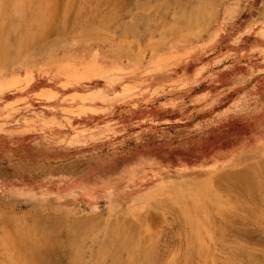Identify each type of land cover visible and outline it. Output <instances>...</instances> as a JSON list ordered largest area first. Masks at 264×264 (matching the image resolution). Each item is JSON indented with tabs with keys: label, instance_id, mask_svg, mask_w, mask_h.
Listing matches in <instances>:
<instances>
[{
	"label": "rangeland",
	"instance_id": "obj_1",
	"mask_svg": "<svg viewBox=\"0 0 264 264\" xmlns=\"http://www.w3.org/2000/svg\"><path fill=\"white\" fill-rule=\"evenodd\" d=\"M203 1L0 0V264H264V0Z\"/></svg>",
	"mask_w": 264,
	"mask_h": 264
},
{
	"label": "bare ground",
	"instance_id": "obj_2",
	"mask_svg": "<svg viewBox=\"0 0 264 264\" xmlns=\"http://www.w3.org/2000/svg\"><path fill=\"white\" fill-rule=\"evenodd\" d=\"M7 1L9 2L10 0H7ZM12 1H13V2L15 1V2L13 3ZM19 1H21V0H19ZM19 1H18V4H19ZM202 1H203V0H202ZM206 1H207V0H206ZM11 2H12V3H10V4H12V5L15 4V3L17 4V0H11ZM203 2H204V1H203ZM207 2H208V1H207ZM199 3H200V2H199ZM16 4H15V6L13 5V8H14L15 10H16V9L18 10L20 7H19V8H15V7H17ZM18 4H17V5H18ZM172 4H173V3H172ZM175 4H176L177 6H176V7H173V8H175V12H174V13H176L177 16H173V17H175V20H174V19H173V20H174L175 25H176V26H179V27H178V30L187 29V28H190V27L194 26V24H196L197 22H199V19L202 21L203 18L201 19V17H202V16H201V15H202V12H201L202 9H201V8L196 7V6L191 8V7H189V6H186V4H188L187 2H186V4H185V2H183V1L180 2V3H175ZM175 4H173V6H175ZM191 4H192V3H191ZM20 5H21V4H20ZM204 5H205V4H204ZM7 6H8V5H7ZM18 6H19V5H18ZM41 6H42V4H41ZM167 6H168V5H167ZM205 6H206V5H205ZM164 7H165V5H164ZM164 7H163V9H164ZM168 7H169V6H168ZM8 8H9V7H8ZM11 8H12V6H11ZM165 8H166V7H165ZM171 8H172V6H171ZM19 10H21V8H20ZM23 10H24V9H23ZM23 10H21V11H23ZM144 10H145V8H144ZM13 11H14V10H13ZM145 11H146V10H145ZM6 12H7V11H6ZM11 12H12V11H11ZM203 12H204V11H203ZM8 13H9V12H8ZM14 13H15V12H14ZM3 15H5V14H3ZM7 15H8V14L5 15V18H6ZM11 15H12V14H11ZM11 15L9 14L10 17H12ZM9 16H8V17H9ZM3 18H4V17H3ZM0 20H1V23H3V22H2V19H0ZM35 20H36V19H35ZM34 22H35V21H34ZM174 23H173V24H174ZM13 24H14V23H13ZM13 24H12V26H11L10 29H12ZM1 25L4 26V23L1 24ZM17 25H19V24L17 23ZM17 25L15 24L14 26H16L17 28H19V26H17ZM170 26H171V25H170ZM0 27H1V26H0ZM16 27H14V29H15ZM4 30H5V29L1 30V33H2V34H4V33H3ZM17 30H18V29H17ZM11 31H14V30L12 29ZM6 32H7V31H6ZM9 32H10V30H9ZM16 32H17V31H16ZM165 32H166V31H165ZM178 32H179V31H178ZM11 33H12V32H11ZM13 33H14V32H13ZM6 35H7V33H6ZM9 35H11V34L9 33ZM9 35H8V37H10ZM12 36H13V34H12ZM18 36H19V39H23V38L27 37V35H26L25 33H22V32H19V33H18ZM18 36H17V37H18ZM6 37H7V36H6ZM6 37H5V38H6ZM8 37H7V39H8ZM5 38H4V39H5ZM10 38H11V37H10ZM15 38H16V37H15ZM13 39H14V38H13ZM13 39H12V40H13ZM12 40H11V41H12ZM8 41H10V40H8ZM8 41H7L6 39H5V41H4V46H5V49H6V50H7V45H8V43H9V45H12V43H10V42H8ZM17 41H18V39H17ZM22 42H23V40H21L20 42L18 41V44H19V43H22ZM20 45H21V44H20ZM22 45H23V44H22ZM16 46H17V45H16ZM9 48H10V46H9ZM9 48H8V49H9ZM10 49H11V48H10ZM12 49H13V47H12ZM15 49H17V48H15ZM6 50H5V53H3V54H1V51H0V62L8 63L9 60H11V59H10L11 57H10V58L8 57V51L6 52ZM14 52H15V51H14ZM16 52H17V50H16ZM10 54H11V53H10ZM14 54H15V53H14ZM15 55H16V54H15ZM3 56H4V57H3ZM11 56H12V55H11ZM8 59H9V60H8ZM69 220H71V219H69ZM80 220H81V219H80ZM128 220H129V219H128ZM59 221H60V220H59ZM88 221H89V220H88ZM93 221H95V220H93ZM74 222H75V221H74ZM83 222H84V221H83ZM86 222H87V220H85L84 223H86ZM114 222H115V221H114ZM63 223H65V222H63ZM69 224L71 225L70 222H69ZM86 224H87V223H86ZM90 224H91V223H90ZM48 225H50V224H48ZM48 225H47V226H48ZM70 225H69V227H70ZM72 225H73V224H72ZM74 225H75V224H74ZM74 225L71 226V229L74 228ZM87 225H88V224H87ZM111 225H112V224H111ZM80 226H81V225H80ZM50 227H51V226H50ZM55 227H56V226H55ZM64 227H65V226H64ZM81 227H82V226H81ZM89 227H90V226H89ZM91 227H92V226H91ZM93 227H94V226H93ZM111 227H113V226H111ZM124 227H125V226H124ZM128 227H129V226H128ZM47 228H48V227H47ZM52 228H53V227H52ZM57 228H59V227H57ZM57 228H56V229H57ZM65 228H66V227H65ZM138 228H139V227H138ZM56 229H55V230H56ZM76 229H77V228H76ZM76 229H75V231H76ZM94 229H95V228H94ZM124 229H126V228H124ZM58 230H59V229H58ZM69 230H70V229H69ZM79 230H80V228H79ZM81 230H82V229H81ZM136 230H138V229H136ZM52 231H53V230H52ZM113 231L115 232V230H113ZM134 231H135V230H134ZM46 232H48V231H46ZM49 232H50V231H49ZM49 232H48V233H49ZM71 232H72V231H71ZM76 232H77V231H76ZM132 232H133V231H132ZM138 232H139V231H138ZM140 232H141V231H140ZM40 233H41V232H40ZM69 233H70V232H69ZM88 233H89V232H88ZM116 233H118V232H116ZM116 233H115V234H116ZM51 234H52V233H51ZM58 234H59V233H58ZM58 234H57V235H58ZM75 234H77V233H75ZM81 234H82V233H81ZM136 234H137V233H136ZM40 235H41V234H40ZM55 235H56V234H55ZM66 235H67V234H66ZM72 235H73V234H72ZM72 235H71V236H72ZM131 235H132V234H131ZM131 235H130V237H131ZM45 236H46V235H45ZM45 236H44V237H45ZM49 236H50V235H49ZM68 236H69V235H68ZM71 236H70V239H71ZM78 236H79V235H78ZM115 236H117V235H115ZM18 237H19V236H18ZM40 237H41V236H40ZM72 237H73V236H72ZM74 237H76V235H75ZM88 237H89V236H88ZM130 237H129V238H130ZM66 238H67V237H66ZM76 238H77V237H76ZM116 238H117V237H116ZM116 238H115V239H116ZM134 238H135V237H134ZM43 239H44V238H43ZM73 239H74V238H73ZM73 239H71V241H72ZM78 239H79V238H78ZM78 239H76V240H78ZM119 239H120V238H119ZM31 240H32V239H31ZM61 240H62V239H61ZM109 240H110V239H109ZM112 240L114 241V239H112ZM120 240H121V239H120ZM120 240H119V241H120ZM122 240H123V239H122ZM122 240H121V241H122ZM145 240H146V239H145ZM15 241H17V240H15ZM19 241L21 242L20 239H19ZM62 241H63V240H62ZM74 241H75V240H74ZM113 241H112V242H113ZM121 241H120V242H121ZM123 241H124V240H123ZM125 241H126V240H125ZM34 242H35V241H34ZM34 242H33V244H34ZM135 242H136L135 245H137V241H135ZM121 243H122V242H121ZM9 244H10V243H9ZM15 244H16V243H15ZM23 244H25V242H24ZM41 244H42V243H41ZM71 244H73V242H72ZM109 244H110V243H109ZM118 244H119V243H118ZM151 244H152V243H151ZM34 245H35V244H34ZM38 245H39V243H38ZM77 245H79V244H77ZM111 245H112V244H111ZM122 245H124V243H122ZM133 245H134V243H133ZM12 246H15V245H12ZM18 246H19V245H18ZM20 246H21V243H20ZM42 246H43V245H42ZM116 246H117V245H116ZM119 246H121V245H119ZM125 246H126V245H125ZM130 246H132V245H130ZM44 247H45V246H44ZM71 247H72V246H71ZM127 247H128V246H127ZM12 248H13V247H12ZM12 248H11V249H12ZM18 248H19V247H18ZM27 248H28V247H27ZM27 248H26V250H27ZM33 248H34V247H33ZM33 248H32V249H33ZM38 248H39V247H38ZM73 248H74V247H73ZM78 248H79V246H78ZM103 248H104V247H103ZM115 248H116V247H115ZM129 248H130V247H129ZM129 248H128V249H129ZM131 248H133V246H132ZM15 249H16V248H15ZM35 249H36V248H35ZM39 249H40V248H39ZM42 249H43V248H42ZM76 249H77V248H76ZM76 249H75V250H76ZM100 249H101V248H100ZM104 249H105V248H104ZM118 249H119V248H117L116 251H118ZM122 249H123V247H122ZM146 249H147V248H146ZM26 250H25V251H26ZM29 250H30V249H28V251H29ZM77 250H78V249H77ZM131 250H133V249H131ZM36 251H37V250H36ZM79 251H80V250H79ZM105 251H106V250H105ZM105 251H104V252H105ZM133 251H136V249L133 250ZM18 252H19V251H18ZM18 252H17V253H18ZM20 252H21V251H20ZM101 252H102V250H101ZM106 252H107V251H106ZM113 252H114V251H113ZM145 252H146V251H145ZM74 253H78V252L75 251ZM127 253H128V252H127ZM142 253H143V252H142ZM15 254H16V253H15ZM134 254H135V253H134ZM148 254H149V252H148ZM151 254H152V253H151ZM74 255H75V254H74ZM114 255H115V254H114ZM120 255H121V254H120ZM142 255H143V254H142ZM242 255H243V254H242ZM25 256H26V255H25ZM31 256H32V255H31ZM77 256H78V254H77ZM106 256H107V255H106ZM79 257H80V256H79ZM81 257H82V256H81ZM130 257H131V256H130ZM132 257H133V256H132ZM145 257H146V256H145ZM145 257H144V258H145ZM147 257H149V256H147ZM251 257H252V256H251ZM256 257H257V256H256ZM18 258H19V257H18ZM33 258H34V257H33ZM33 258H32V260H33ZM72 258H73V257H72ZM77 258H78V257H77ZM126 258H127V257H126ZM126 258H125V260H126ZM247 258H248V257H247ZM78 259H79V258H78ZM78 259H77V260H78ZM107 259H108V258H107ZM107 259H106V260H107ZM134 259H135V258H134ZM230 259H231V258H230ZM250 259L252 260V258H250ZM30 260H31V259H30ZM72 260H73V259H72ZM75 260H76V259H75ZM146 260L149 262V259H148V258H146ZM151 260H152V259H151ZM247 260H248V259H247ZM251 260H250V261H251ZM17 261H19V260L17 259ZM20 261H21V260H20ZM81 261H82V260H81ZM130 261H131V258H130ZM144 261H145V260H144ZM224 261L227 262V261H229V259H228V260H225V259H224ZM233 261H234V259H233ZM233 261L231 260V261H229V263H231V262H233ZM73 262H74V261H73ZM96 262H97V261H96ZM128 262H129V260H128ZM139 262H140V261H139ZM139 262H138V263H139ZM145 262H146V261H145ZM235 262H236V260H235ZM260 262H261V261H260ZM19 263H20V262H19ZM27 263H28V262H27ZM29 263H30V262H29ZM124 263H126V262L124 261ZM132 263H133V262H132ZM150 263H153V262H149V264H150ZM229 263H228V264H229ZM249 263H250V262H249ZM72 264H74V263H72ZM101 264H102V263H101ZM115 264H116V263H115ZM142 264H143V261H142ZM144 264H145V263H144ZM146 264H148V263L146 262Z\"/></svg>",
	"mask_w": 264,
	"mask_h": 264
}]
</instances>
